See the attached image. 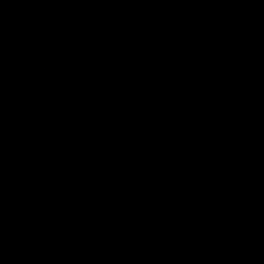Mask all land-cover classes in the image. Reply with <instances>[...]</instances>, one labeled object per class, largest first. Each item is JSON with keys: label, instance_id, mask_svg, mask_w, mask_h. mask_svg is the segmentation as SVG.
Masks as SVG:
<instances>
[{"label": "water", "instance_id": "water-1", "mask_svg": "<svg viewBox=\"0 0 264 264\" xmlns=\"http://www.w3.org/2000/svg\"><path fill=\"white\" fill-rule=\"evenodd\" d=\"M0 264H264V0H0Z\"/></svg>", "mask_w": 264, "mask_h": 264}]
</instances>
